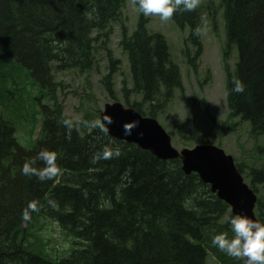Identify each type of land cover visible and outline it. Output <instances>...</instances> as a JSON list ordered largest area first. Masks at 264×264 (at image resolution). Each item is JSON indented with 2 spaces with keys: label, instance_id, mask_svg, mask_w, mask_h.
<instances>
[{
  "label": "trees",
  "instance_id": "obj_1",
  "mask_svg": "<svg viewBox=\"0 0 264 264\" xmlns=\"http://www.w3.org/2000/svg\"><path fill=\"white\" fill-rule=\"evenodd\" d=\"M127 2L0 0V57H11L29 71L41 92L42 117L39 137L25 149L18 144L13 125L0 114V264H206L208 255L218 264H242V259L211 244L216 233L233 235L226 223L229 207L196 174L186 175L179 160H159L135 144L111 138L103 125L90 127L98 116L97 110L83 105L85 99L97 109L87 82L82 119L71 129L62 123L70 118L58 98L64 85L56 75L88 74L99 51L108 63L101 85L110 98L115 97L112 80L119 61L109 49L115 27L129 65L131 88H122L129 108L157 120L173 103L174 92L182 90L165 37L147 30L149 18L137 12L135 29L128 35L123 16ZM221 8L224 58L236 53L233 73H226L229 118L248 123L256 143L264 135V0H208L205 8L178 10L171 21L179 31L188 30L182 55L196 72L203 53L197 29L206 17L216 31ZM236 80L244 84L243 93L232 91ZM131 97L139 102H130ZM1 106L0 102V112ZM45 149L56 154L60 174L43 182L22 175L24 162ZM105 150L120 154L103 159ZM235 166L256 194L254 214L264 223V164ZM34 167L43 164L37 161ZM26 210L27 222L22 220ZM37 214L57 225L60 231L54 225L49 228L69 245L66 252L71 248L66 257L52 261L24 246ZM59 245L64 248L63 243L51 246Z\"/></svg>",
  "mask_w": 264,
  "mask_h": 264
},
{
  "label": "rangeland",
  "instance_id": "obj_2",
  "mask_svg": "<svg viewBox=\"0 0 264 264\" xmlns=\"http://www.w3.org/2000/svg\"><path fill=\"white\" fill-rule=\"evenodd\" d=\"M207 4L208 0H200L198 7L205 8ZM123 16L126 17L125 26L128 35H131L137 22V11L133 0H128ZM147 17L149 18L148 32L160 33L165 37L170 59L179 68L181 75L182 90L174 92L173 103L163 115L155 119L167 133L172 135V146L180 151L191 150L196 145L212 144L226 155H230L237 165L260 167L264 164L261 159L264 158V135L259 136L255 143L250 135L248 123H241L238 118H229L226 102V73L227 70L233 73L236 53L233 52L227 60L224 58L223 8L217 11L216 31L206 17L203 19L199 34L203 53L196 72L188 66L182 55L183 41L188 36V30L179 31L171 20L163 22L158 16ZM113 30L109 49L119 61L118 72L112 80L114 98H110L101 85V79L108 71L107 60L101 51L94 57L88 74L68 71L56 75V80L64 85V88L58 92V98L63 104L64 114L74 124H78L82 119L80 106L81 99H84L88 93V89L85 88L86 82L91 88L90 91L97 106V109L94 108L91 102H86L84 99L83 105L86 110L92 107L93 111L97 110L96 113L99 115L104 111L105 104L113 102L132 109L124 103L125 95L122 92L123 86L126 89L131 88L129 65L126 55L122 53L118 45L119 29L115 27ZM1 85H5L8 89L3 93L0 92L3 117L14 125L18 144L25 149H30L39 137L40 113L37 99L40 96V89L31 78L29 71L18 65L12 58H0ZM10 85L13 87L10 88ZM138 99V97H131L130 102H139L136 101ZM41 102L47 103L46 100ZM258 149L262 151H257ZM50 225L58 229L55 223L37 214L23 244L29 251L57 261L59 258L66 257L71 248L66 252L69 245L62 237H57L56 229L49 228ZM58 243L64 244V248L59 245L63 252L59 250V246H51ZM206 264L218 263L208 255Z\"/></svg>",
  "mask_w": 264,
  "mask_h": 264
},
{
  "label": "water",
  "instance_id": "obj_3",
  "mask_svg": "<svg viewBox=\"0 0 264 264\" xmlns=\"http://www.w3.org/2000/svg\"><path fill=\"white\" fill-rule=\"evenodd\" d=\"M104 119L112 121L111 124L105 123L110 137L135 144L159 160L179 159L183 172L186 175L197 174L204 184L210 186L211 192L218 199L231 206L233 214L240 213L255 220V195L243 184L232 157L221 149L207 144L178 152L172 148L170 137L155 120L142 118L134 110H125L117 103L105 106L101 121ZM125 128L132 129L131 135L125 134Z\"/></svg>",
  "mask_w": 264,
  "mask_h": 264
},
{
  "label": "clouds",
  "instance_id": "obj_4",
  "mask_svg": "<svg viewBox=\"0 0 264 264\" xmlns=\"http://www.w3.org/2000/svg\"><path fill=\"white\" fill-rule=\"evenodd\" d=\"M133 3L139 14L158 16L161 21L167 22L178 10L195 11L200 0H133ZM196 34H200L199 29ZM244 90L245 86L241 81L233 82V92L243 93ZM62 123L68 129L73 127V122L70 119H63ZM103 123L111 124L112 121L104 119ZM90 127H101V121L91 122ZM131 130V128H125L124 132L126 135H131ZM119 154L118 150L114 152L105 150L102 158L109 159L112 156H119ZM37 161L41 162L43 167H34ZM21 174L27 177L36 176L41 182L54 179L60 174V169L56 164V154L46 149L41 150L35 159L24 162ZM28 208L32 209L33 205L29 204ZM22 220L25 222L29 220L27 210L22 214ZM226 223L230 226L233 235L230 238L227 232L214 234L211 237L213 247L233 259H242L244 264H264V223L257 222L240 213L227 217Z\"/></svg>",
  "mask_w": 264,
  "mask_h": 264
},
{
  "label": "bare ground",
  "instance_id": "obj_5",
  "mask_svg": "<svg viewBox=\"0 0 264 264\" xmlns=\"http://www.w3.org/2000/svg\"><path fill=\"white\" fill-rule=\"evenodd\" d=\"M13 86L12 85H10V88H12ZM8 89H7V87L5 86V85H1L0 86V92L1 93H3V92H5V91H7ZM41 98H40V96H39V98L37 99V101L38 100H40ZM1 102V101H0ZM1 104H2V102H1ZM41 104H42V102H41ZM2 108H3V104H2V106H1V112H0V114H1V116H2V118L4 119V117H3V114H2ZM38 108H39V106H38ZM39 112H40V108H39ZM39 116H40V124H41V121H42V117H41V113L39 114ZM5 120V119H4ZM7 121V120H6ZM9 122V121H8ZM11 123V122H10ZM12 124V123H11ZM13 125V124H12ZM13 127H14V125H13ZM14 129H15V127H14ZM166 132V131H165ZM39 134H40V129H39ZM166 134L170 137V139H172V135L170 134V133H167L166 132ZM210 145H212V144H210ZM212 146H214V145H212ZM215 147V146H214ZM217 148V147H216ZM219 149V148H218ZM180 151H182V150H180ZM179 151V152H180ZM168 161V160H167ZM207 185V184H206Z\"/></svg>",
  "mask_w": 264,
  "mask_h": 264
}]
</instances>
